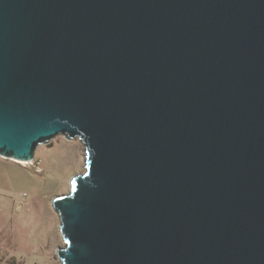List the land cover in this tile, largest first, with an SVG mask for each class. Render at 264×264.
Returning a JSON list of instances; mask_svg holds the SVG:
<instances>
[{"label": "water", "instance_id": "water-1", "mask_svg": "<svg viewBox=\"0 0 264 264\" xmlns=\"http://www.w3.org/2000/svg\"><path fill=\"white\" fill-rule=\"evenodd\" d=\"M58 136L62 264H264V0H0V157Z\"/></svg>", "mask_w": 264, "mask_h": 264}, {"label": "rangeland", "instance_id": "rangeland-1", "mask_svg": "<svg viewBox=\"0 0 264 264\" xmlns=\"http://www.w3.org/2000/svg\"><path fill=\"white\" fill-rule=\"evenodd\" d=\"M83 145L58 136L39 146L30 164L0 157V264H62L56 250L65 243L52 200L86 171Z\"/></svg>", "mask_w": 264, "mask_h": 264}, {"label": "trees", "instance_id": "trees-1", "mask_svg": "<svg viewBox=\"0 0 264 264\" xmlns=\"http://www.w3.org/2000/svg\"><path fill=\"white\" fill-rule=\"evenodd\" d=\"M10 264H19L15 258L12 259V262Z\"/></svg>", "mask_w": 264, "mask_h": 264}, {"label": "bare ground", "instance_id": "bare-ground-1", "mask_svg": "<svg viewBox=\"0 0 264 264\" xmlns=\"http://www.w3.org/2000/svg\"><path fill=\"white\" fill-rule=\"evenodd\" d=\"M19 163H21V164H30V163H28V162H19Z\"/></svg>", "mask_w": 264, "mask_h": 264}]
</instances>
